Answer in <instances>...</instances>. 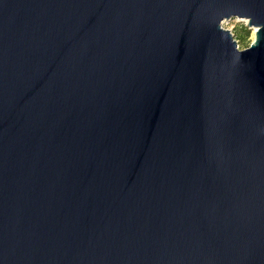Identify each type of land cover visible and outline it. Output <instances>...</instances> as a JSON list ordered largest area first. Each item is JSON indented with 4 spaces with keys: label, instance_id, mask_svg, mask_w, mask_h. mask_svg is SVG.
Wrapping results in <instances>:
<instances>
[{
    "label": "water",
    "instance_id": "1",
    "mask_svg": "<svg viewBox=\"0 0 264 264\" xmlns=\"http://www.w3.org/2000/svg\"><path fill=\"white\" fill-rule=\"evenodd\" d=\"M0 264H264V0H0Z\"/></svg>",
    "mask_w": 264,
    "mask_h": 264
},
{
    "label": "rangeland",
    "instance_id": "2",
    "mask_svg": "<svg viewBox=\"0 0 264 264\" xmlns=\"http://www.w3.org/2000/svg\"><path fill=\"white\" fill-rule=\"evenodd\" d=\"M223 27H227L234 34L238 48L246 47L254 39V27L249 26L247 19L244 17L233 16L231 18H225L222 22Z\"/></svg>",
    "mask_w": 264,
    "mask_h": 264
},
{
    "label": "bare ground",
    "instance_id": "3",
    "mask_svg": "<svg viewBox=\"0 0 264 264\" xmlns=\"http://www.w3.org/2000/svg\"><path fill=\"white\" fill-rule=\"evenodd\" d=\"M254 29H255V27H254ZM255 35V34H254Z\"/></svg>",
    "mask_w": 264,
    "mask_h": 264
}]
</instances>
